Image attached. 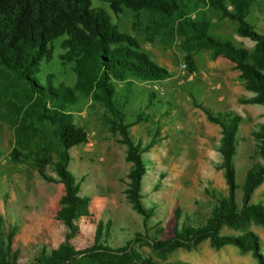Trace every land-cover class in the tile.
Here are the masks:
<instances>
[{"label":"trees","instance_id":"16d2710c","mask_svg":"<svg viewBox=\"0 0 264 264\" xmlns=\"http://www.w3.org/2000/svg\"><path fill=\"white\" fill-rule=\"evenodd\" d=\"M99 1L114 15L126 9L137 19L144 13L147 39L157 37L164 44L177 40L188 72L192 71L193 55L201 50L207 51L211 61L227 60L232 70L238 72L236 79L241 88L252 94L237 103L264 107V34L254 32L245 20L253 0ZM201 7L233 23L234 33L248 39L252 46L236 47L213 35L206 20L191 17ZM56 40L61 50L59 60L71 65L74 75L71 87L53 86L51 75L45 77L44 84L35 78L40 63L51 59ZM168 77V72L155 65L133 37L117 30L104 9L91 7V0H0V98L11 103L15 121L8 158L14 164L26 163L45 181H53L45 174V167L51 166L62 186L54 219L64 228L63 242L46 251L33 244L23 246L15 242L17 225L7 227L4 233L0 232V264H20L23 257H28L24 264H73L80 259L88 264H160L132 249V244L141 238L139 234L120 248L111 249L101 243L108 223L97 222L91 244L74 249L72 240L79 236L77 221L89 217L90 211L88 198L78 195L79 181L67 170V151L84 144L86 136L66 110L79 97H88L104 108L102 124L125 146L124 159L130 163L124 196L145 226L154 207L145 206L139 194L147 165L142 155L153 143H142L129 133V128L143 121L145 115H134L132 121H126L123 109L128 101V88L134 82H161ZM116 85L122 86V94ZM152 97L149 93L148 100ZM191 105L219 128L216 152L221 160L218 168L223 172L226 197L216 199L200 227L177 224L179 214L174 209L171 235L163 240L146 239V245L163 259L175 249L187 250L208 240L213 249L230 246L248 252L256 264H264L263 245L255 234L245 231L249 222L264 225V207L249 203L252 191L264 181V166L254 161L245 171L240 186L241 202L237 206L233 161L241 117L232 112L213 113L193 99ZM250 136L253 157L264 162V123L257 124ZM222 228L242 232L221 235Z\"/></svg>","mask_w":264,"mask_h":264},{"label":"rangeland","instance_id":"374dc122","mask_svg":"<svg viewBox=\"0 0 264 264\" xmlns=\"http://www.w3.org/2000/svg\"><path fill=\"white\" fill-rule=\"evenodd\" d=\"M91 7L104 9L117 30L133 37L140 49L155 65L165 69L169 77L161 82H134L128 88V101L123 109L126 121H132L134 115H145L143 121L129 128V133L142 143H153L142 155L147 165L139 194L145 206L154 207L145 226L124 196L130 163L124 159L125 146L102 124V117L106 115L104 108L88 97H79L66 110L86 136L84 144L67 151V170L79 181L78 195L88 198L90 211L89 217L77 221L79 236L72 240L74 249L89 246L94 226L101 222L102 225L108 223L101 243L111 249L120 248L139 234L141 238L132 244V249L160 264H256L248 252L230 246L213 249L208 240L187 250L175 249L162 259L149 249L146 239L163 240L171 235L176 208L177 224L203 226L216 199L226 197L223 172L218 168L221 160L216 152L219 128L209 123L202 112L191 105V100L213 113L232 112L241 117L233 161L237 206L241 202L240 186L245 171L254 161L264 166L263 161L253 157L250 136L258 122L264 123L263 113L250 107L263 110L264 107L238 104L242 95L235 79L236 72L230 63L220 58L209 60L205 50L193 55L192 71L188 72L177 40L164 44L157 37L147 39L144 13L137 19L126 9L114 15L99 0H91ZM191 16L206 20L210 32L217 38L228 40L236 47L251 46L248 39L234 33V24L217 12L201 7ZM245 20L254 32L264 34V0H253ZM60 54L56 40L49 62L39 65L35 75L37 82L44 84L45 77L51 75L53 86H72L71 65L61 63ZM116 86L122 94V86ZM149 93L153 94L150 100ZM10 104L7 99L0 98V232L16 224L15 242L49 251L63 242L64 228L54 219L62 186L50 165L45 167V174L53 181H45L26 163L10 162L8 153L13 145L12 124L15 122ZM249 203H260L264 207V181L252 191ZM245 231L257 236L264 255V225L249 222ZM241 232L222 228L219 234ZM27 260L28 257H23L20 264ZM73 264L88 262L80 259Z\"/></svg>","mask_w":264,"mask_h":264},{"label":"crops","instance_id":"0c3cea01","mask_svg":"<svg viewBox=\"0 0 264 264\" xmlns=\"http://www.w3.org/2000/svg\"><path fill=\"white\" fill-rule=\"evenodd\" d=\"M251 46H252V42H251ZM251 46H249V47H244V48H247V49H249ZM221 59V58H220ZM221 60H223V61H226L227 63H229L227 60H225V59H221ZM231 65V64H230ZM231 67H232V65H231ZM234 71V70H233ZM234 72H236V71H234ZM234 75H236L235 76V79H236V77H237V75H238V72H236ZM236 81H237V79H236ZM238 83V82H237ZM239 84V83H238ZM239 88L241 89L240 90V93H241V95H242V98H248V97H250V96H252V94L251 93H249V92H246V91H244L242 88H241V86L239 85ZM245 106H248V105H245ZM250 106H257V105H250ZM251 109H254V110H257V111H260V113H263L264 114V110L263 109H258V108H256V107H250ZM258 123H263V122H258Z\"/></svg>","mask_w":264,"mask_h":264},{"label":"built area","instance_id":"2783aa9c","mask_svg":"<svg viewBox=\"0 0 264 264\" xmlns=\"http://www.w3.org/2000/svg\"><path fill=\"white\" fill-rule=\"evenodd\" d=\"M192 17V16H191Z\"/></svg>","mask_w":264,"mask_h":264}]
</instances>
